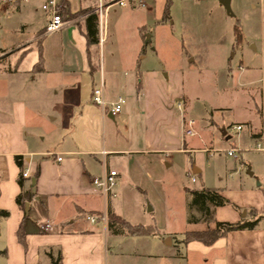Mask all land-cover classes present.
Returning <instances> with one entry per match:
<instances>
[{
    "label": "crops",
    "instance_id": "obj_1",
    "mask_svg": "<svg viewBox=\"0 0 264 264\" xmlns=\"http://www.w3.org/2000/svg\"><path fill=\"white\" fill-rule=\"evenodd\" d=\"M47 1L0 0V85L24 89L13 98L3 96L0 110V210L9 212L8 218L0 217V252L7 253L0 255V264H52L50 251L62 252V264H264V219L256 229L229 232L213 245L185 241L187 233L214 230L217 223L252 219V210L264 217V0H231L243 42L236 49L241 55L239 68L230 77L238 75L241 85L255 87L249 118L232 127L236 138L228 148H223L228 132L219 137L206 123L194 128L200 147L186 140L183 125L186 119L194 120V112L186 104L183 111L174 109L179 95L169 84L181 83L182 74L175 80L155 68H143L146 42L151 39L147 41L149 30L143 20L149 15L139 10L147 6L131 1L122 11L137 19L136 51L126 58L120 45L116 51L117 45L110 43L111 29L120 23L110 19L115 6H106L116 0H102L107 8L103 13L100 0H58L66 24L51 35L45 33L51 19L43 10ZM209 1L224 8L219 0ZM163 14L161 7L155 22L160 23ZM89 32L97 43H89ZM243 57L254 64H244ZM222 59L229 67L231 59ZM6 64L13 68L6 69ZM39 64L42 68L37 69ZM100 86L108 103L105 108L92 100L94 88ZM119 98L125 104L113 114L112 103ZM226 149L239 151L238 168L219 160L209 161L208 168L210 189L230 205L213 208L208 223H189L187 205L182 203L181 228H176L175 219L167 220L170 208L164 209L163 218L150 215L159 211L155 205L147 210L143 201H150L151 194H164L162 159L171 168L175 154L212 156ZM16 156L24 158L23 170ZM190 163L195 165L194 157ZM25 169L31 177L24 178L22 187L19 177ZM109 171L117 172V185L105 195L93 180ZM196 174L207 187L202 168ZM135 188L144 199L135 195L137 204L131 205L128 197ZM22 192L24 209L17 203ZM108 212L134 226L154 225L158 232L123 235L109 228ZM88 213L96 223L88 220ZM22 223L26 246L19 241ZM47 223L51 228L42 230Z\"/></svg>",
    "mask_w": 264,
    "mask_h": 264
},
{
    "label": "rangeland",
    "instance_id": "obj_2",
    "mask_svg": "<svg viewBox=\"0 0 264 264\" xmlns=\"http://www.w3.org/2000/svg\"><path fill=\"white\" fill-rule=\"evenodd\" d=\"M146 4L147 7L139 11L149 15L147 21L146 18L143 20L149 30L147 36H150L151 42H146L147 59L143 68H155L160 71L163 77L167 78L171 75L175 80L177 74L181 73V83L173 80L169 84L172 83L179 95L176 100L179 99L183 102V110L184 104H186L194 112L192 116L196 121L194 128L205 123L210 124L216 135L222 137L223 128L226 127L225 131L228 132L227 139L229 141L223 148L230 147L231 142L236 138L232 127L238 121L249 118L248 110L252 108L253 87H255L241 85V78L237 77L238 75L230 77V74L236 69L238 70L241 60L238 50L234 47L232 49L235 38L234 26L238 18L232 5V14H229L224 8H219L217 2L209 0H165L164 2L156 0L155 3L147 0ZM161 7H163L164 14L160 18L161 22L157 23L155 19L158 18ZM125 9L126 7L122 6H115L111 9L110 19L113 22L119 21L120 26L111 29L110 43L117 45L116 51L120 45L122 48L120 53L128 58L134 55L137 47V34L134 26L137 19L122 15V11ZM212 53H214V59L209 61ZM195 57L198 60H193ZM221 57L231 59L229 67L225 62L223 63ZM242 59L244 64H254L255 62L246 57ZM12 68L13 66L6 64V69L11 70ZM245 79L247 77L244 76L243 80ZM21 90L15 89L8 83L5 88L4 85L3 87L0 85V110L3 96L5 99L8 96L13 98ZM255 92L257 95L256 90ZM176 100L175 110L178 109ZM188 139H192L194 145L200 147L197 137H186V140ZM187 148L190 146L187 145ZM227 150L212 156L206 152H200L193 156L189 153L175 154L171 168H167V161L162 159L164 194H151L150 201H143L147 210L155 205L159 211V213L150 215L155 219L163 218L164 209L170 208L166 212L167 220L171 222L175 219L176 228H181L182 203H186L188 214V204L192 201L191 194L187 190L211 188L212 175L208 168L209 161L219 160L221 164L228 165L231 169L238 168L236 166L238 160L229 157ZM191 157L195 159L193 167L190 163ZM199 167L203 170V178L208 179L205 185L207 187H204L203 180L196 174V169ZM247 172L248 169L243 174H247ZM192 177L197 179L196 183L192 181ZM135 195L144 199V194L135 188L128 197L131 205L137 204Z\"/></svg>",
    "mask_w": 264,
    "mask_h": 264
},
{
    "label": "trees",
    "instance_id": "obj_3",
    "mask_svg": "<svg viewBox=\"0 0 264 264\" xmlns=\"http://www.w3.org/2000/svg\"><path fill=\"white\" fill-rule=\"evenodd\" d=\"M234 48L237 49L243 42V35L241 32L240 22L237 21L234 26ZM89 43L95 44L97 43V39L94 36L93 32L88 33ZM39 66V67H38ZM42 68V65H37V69ZM142 84L139 82L138 88L141 89ZM15 161L18 166L23 170L24 168V158L22 156H16ZM40 175V169L38 168L37 172L34 175V183ZM19 184L23 187L24 185V177L21 173L19 177ZM187 190V189H186ZM189 194H191L192 201L188 204V222L189 223H197L200 221L210 222L213 219L214 211L213 208L222 207L230 205L231 203L224 198L218 191L210 188H202L200 190H187ZM17 203L21 208H25V195L24 192L21 193L17 198ZM197 214H199L197 216ZM252 219H243L241 222L236 224L231 223H217V226L214 230H208L205 232H197V233H187L185 235V241L197 240L203 242L207 245H213L218 239L225 237L229 232L233 231H243V230H254L256 229L264 217L258 215L255 211H250ZM85 216H92L91 213L86 214ZM1 218H8L9 212L0 210ZM107 222L109 228L112 230L118 229V231L126 236H149L151 234H155L158 232L156 226H134L131 225L124 218L112 213L108 212L107 214ZM26 234L24 231V224L22 223L19 228V241L22 245L26 246ZM6 251L0 252V255H6ZM48 256L51 260L52 264H62L63 255L61 251H57L54 253L53 251L48 252Z\"/></svg>",
    "mask_w": 264,
    "mask_h": 264
},
{
    "label": "built area",
    "instance_id": "obj_4",
    "mask_svg": "<svg viewBox=\"0 0 264 264\" xmlns=\"http://www.w3.org/2000/svg\"><path fill=\"white\" fill-rule=\"evenodd\" d=\"M2 1L7 2L8 0H2ZM131 1L138 3L140 6H143V7L146 6V4L143 0H116V1L109 3L106 7L107 8L113 7V6L126 7V6H128V4ZM106 7L104 6L102 0H100L99 11L101 13H103L107 9ZM43 10L50 13V16H51V19H50V21L47 24V27L45 29V33L47 35L55 34L65 26L66 22L63 20V17H62V12L64 10V7L58 2V0H48L45 3V5H43ZM92 100L96 105L101 106L103 108H105L108 105V103L106 101L103 86L94 88ZM124 104H125V100L123 98H119L116 103H112L113 114L120 113L122 106ZM177 108L180 111H183V102L182 101L177 102ZM261 113H262V117L264 119V99H263V102L261 105ZM194 126H195V121L192 119H188L186 122H184L183 130H184L185 136L193 137V136L197 135V133L194 129ZM234 128L238 131L242 130V126H236ZM226 152H227L229 157L239 159V151L237 149H229ZM58 161H61V158H59ZM22 175L24 178H30L31 177L30 170L25 169L23 171ZM117 176H118V174L116 171H109L103 177L94 178L93 184L103 194L108 195L109 193H111L113 191V189L117 185ZM192 181L196 182V178L192 177ZM87 218L93 224L97 222V218L94 216H88ZM50 228H51V224H49V223L41 226V229L44 231H48Z\"/></svg>",
    "mask_w": 264,
    "mask_h": 264
},
{
    "label": "water",
    "instance_id": "obj_5",
    "mask_svg": "<svg viewBox=\"0 0 264 264\" xmlns=\"http://www.w3.org/2000/svg\"><path fill=\"white\" fill-rule=\"evenodd\" d=\"M219 2L221 3V5L226 9V11L229 14H232V8H231V0H219ZM150 40V36L147 37V41ZM226 131L223 132V135H226ZM26 212L28 211V204H26ZM150 210H152V208H150Z\"/></svg>",
    "mask_w": 264,
    "mask_h": 264
}]
</instances>
